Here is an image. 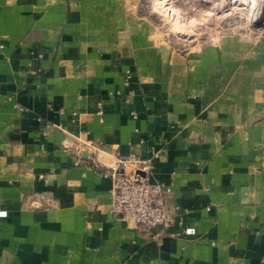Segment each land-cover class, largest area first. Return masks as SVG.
<instances>
[{
    "label": "crops",
    "instance_id": "obj_1",
    "mask_svg": "<svg viewBox=\"0 0 264 264\" xmlns=\"http://www.w3.org/2000/svg\"><path fill=\"white\" fill-rule=\"evenodd\" d=\"M119 159L171 226L114 214ZM0 264H264V31L182 49L145 0H0Z\"/></svg>",
    "mask_w": 264,
    "mask_h": 264
},
{
    "label": "rangeland",
    "instance_id": "obj_2",
    "mask_svg": "<svg viewBox=\"0 0 264 264\" xmlns=\"http://www.w3.org/2000/svg\"><path fill=\"white\" fill-rule=\"evenodd\" d=\"M145 2L153 11L161 30L182 49L212 44L223 36L236 35L243 41H254L264 31V7H259L254 15L244 0H231L227 4H220V0Z\"/></svg>",
    "mask_w": 264,
    "mask_h": 264
},
{
    "label": "built area",
    "instance_id": "obj_3",
    "mask_svg": "<svg viewBox=\"0 0 264 264\" xmlns=\"http://www.w3.org/2000/svg\"><path fill=\"white\" fill-rule=\"evenodd\" d=\"M126 163L127 160L119 159L112 170L114 214L123 220L132 219L145 229L171 226L173 219L166 208V196L171 187L150 180L148 162L135 163L129 170L125 168Z\"/></svg>",
    "mask_w": 264,
    "mask_h": 264
},
{
    "label": "bare ground",
    "instance_id": "obj_4",
    "mask_svg": "<svg viewBox=\"0 0 264 264\" xmlns=\"http://www.w3.org/2000/svg\"><path fill=\"white\" fill-rule=\"evenodd\" d=\"M220 1H221L220 4H225V3L227 4V2H229L231 0H220ZM244 1L248 2L246 4V6L249 8L250 12L253 13L254 15H255V11L258 10L259 7L260 8H261V6L264 7V0H244ZM256 14H258V13H256Z\"/></svg>",
    "mask_w": 264,
    "mask_h": 264
},
{
    "label": "water",
    "instance_id": "obj_5",
    "mask_svg": "<svg viewBox=\"0 0 264 264\" xmlns=\"http://www.w3.org/2000/svg\"><path fill=\"white\" fill-rule=\"evenodd\" d=\"M264 16V15H263Z\"/></svg>",
    "mask_w": 264,
    "mask_h": 264
}]
</instances>
